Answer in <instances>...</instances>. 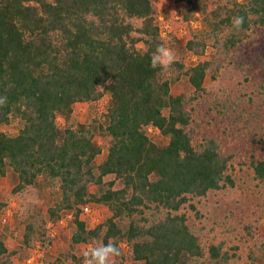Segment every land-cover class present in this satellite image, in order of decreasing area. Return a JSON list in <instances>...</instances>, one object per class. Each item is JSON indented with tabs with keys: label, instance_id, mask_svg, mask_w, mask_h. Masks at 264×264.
Masks as SVG:
<instances>
[{
	"label": "trees",
	"instance_id": "obj_1",
	"mask_svg": "<svg viewBox=\"0 0 264 264\" xmlns=\"http://www.w3.org/2000/svg\"><path fill=\"white\" fill-rule=\"evenodd\" d=\"M173 1L184 5V21L201 14L204 26L189 33L184 46L199 60L186 67L178 59L164 71L151 66L168 38H160L150 0H0V98L6 97L0 176L13 175L12 195L39 179L49 194L60 192L46 209L47 221L23 222L20 247L9 251L0 235V264H13L36 243L49 244L47 222L56 224L63 212L72 214L74 226L68 251L45 264H82L74 247L95 242L126 243L135 263L229 264L233 254L225 242H204L203 229L189 220L192 214L201 221L202 201L235 185L233 152L216 136L196 138L194 105L207 91V78L227 91L234 50L264 32V0ZM238 15L245 17L239 31L232 27ZM181 77L190 93L173 87ZM104 96L100 120L70 122L75 104L95 105ZM12 124L15 136L2 129ZM149 127L159 131L157 140ZM96 137L107 142L99 164ZM250 166L264 185V158L252 156ZM88 204L110 213L92 229L81 218ZM5 209L0 203V217ZM257 248L264 264V238Z\"/></svg>",
	"mask_w": 264,
	"mask_h": 264
},
{
	"label": "rangeland",
	"instance_id": "obj_2",
	"mask_svg": "<svg viewBox=\"0 0 264 264\" xmlns=\"http://www.w3.org/2000/svg\"><path fill=\"white\" fill-rule=\"evenodd\" d=\"M150 1L157 7V18L161 17L170 27L165 47L173 50L176 60L181 59L186 67L195 64L199 58L186 52L184 46L189 33L203 28V15L197 14L191 20L197 23L190 26V22L178 19L182 15L183 4H176L173 0ZM171 36L174 38L172 42ZM211 52L208 49L207 56ZM233 55L232 65L229 66L233 80L227 85L226 92L222 93L219 84H212L206 79L207 91L194 105V134L196 138L204 134L216 136L221 140L225 152H233L232 173L235 185L233 188L214 192L202 201L199 207L203 213L201 221L195 220L192 214H189V220L197 228L203 229L204 242H208L210 237L225 242L226 250L233 254L229 264H260L262 260L257 246L264 238V185L253 179L250 160L252 156L255 159L264 158V144L260 143L264 139V32L251 34L249 39L236 47ZM173 87L186 93L191 92L183 77ZM107 100L108 96H104L95 105L75 104L70 122L74 125L91 124L93 120H100ZM63 123L59 118L58 125L61 127ZM2 129L15 136L18 126L12 124L3 126ZM147 132L151 139H158L159 134L154 130ZM96 140L101 148V154L96 158V163L99 164L106 156L107 142L100 137H96ZM108 179L109 177L106 178ZM42 182L39 179L38 186L28 187L24 192L12 195L15 185L13 175L7 173L0 176V203L6 205V223H0V235L4 236L9 251L21 246L23 222L26 219L47 221L46 209L60 198L59 191L49 194ZM28 196H34L38 203L25 207ZM109 216V211L102 205L88 204L82 208L81 218L89 229L101 224ZM71 217V213L63 212L56 224L47 222L50 243H36L34 247L22 252L21 257L15 259L13 264H45L66 253L74 232ZM94 246H99V243L76 245L75 253L82 255ZM119 248L124 256L122 264H142L128 258L129 249L122 243ZM251 252H254L256 261L249 258ZM30 258L31 261H28Z\"/></svg>",
	"mask_w": 264,
	"mask_h": 264
},
{
	"label": "clouds",
	"instance_id": "obj_3",
	"mask_svg": "<svg viewBox=\"0 0 264 264\" xmlns=\"http://www.w3.org/2000/svg\"><path fill=\"white\" fill-rule=\"evenodd\" d=\"M245 23V17L235 16L232 20L234 30H241ZM176 61V55L170 48L158 45L151 57V66L164 71L169 70ZM6 100L0 98V105ZM38 200L34 196H28L25 207L36 204ZM121 255L120 248L113 243L91 247L83 253V264H112V260Z\"/></svg>",
	"mask_w": 264,
	"mask_h": 264
},
{
	"label": "built area",
	"instance_id": "obj_4",
	"mask_svg": "<svg viewBox=\"0 0 264 264\" xmlns=\"http://www.w3.org/2000/svg\"><path fill=\"white\" fill-rule=\"evenodd\" d=\"M178 19L182 22L183 16L180 15ZM194 22L197 23L196 21H191L190 22V26H192ZM156 23H157V26L159 28L160 38L163 39V40H166L167 39V35L170 33L169 25L166 22H164V20L161 17L157 18ZM148 130L149 131L150 130H154L155 132H157L159 134V131L156 128L149 127ZM0 223L1 224H5L6 223V219H5L4 216L0 217ZM122 245L128 248L126 243H122ZM28 261H31V258Z\"/></svg>",
	"mask_w": 264,
	"mask_h": 264
}]
</instances>
